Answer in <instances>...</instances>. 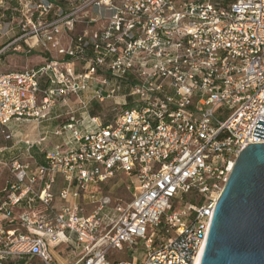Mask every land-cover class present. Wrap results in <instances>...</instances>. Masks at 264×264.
<instances>
[{"label": "built area", "instance_id": "1", "mask_svg": "<svg viewBox=\"0 0 264 264\" xmlns=\"http://www.w3.org/2000/svg\"><path fill=\"white\" fill-rule=\"evenodd\" d=\"M5 26L0 57L45 61L0 75V134L60 105L67 121L40 162H0V264H196L237 158L264 143V0H0ZM109 100L122 113L95 115ZM119 174L130 203L101 191Z\"/></svg>", "mask_w": 264, "mask_h": 264}, {"label": "water", "instance_id": "2", "mask_svg": "<svg viewBox=\"0 0 264 264\" xmlns=\"http://www.w3.org/2000/svg\"><path fill=\"white\" fill-rule=\"evenodd\" d=\"M255 129L264 140V121ZM230 175L200 264H264V143L244 149Z\"/></svg>", "mask_w": 264, "mask_h": 264}, {"label": "rangeland", "instance_id": "3", "mask_svg": "<svg viewBox=\"0 0 264 264\" xmlns=\"http://www.w3.org/2000/svg\"><path fill=\"white\" fill-rule=\"evenodd\" d=\"M8 16V14L6 15ZM5 25V24H4ZM8 26H5V30L0 31V46L1 44L6 43V41L9 38V30L7 29ZM45 59L42 55L40 54H33L30 56H25V55H14V54H6L5 56L0 57V75H7L9 73H15V72H22L25 68L30 67H36L38 64L44 63ZM69 104L74 107V109L79 107V104L77 103V100L75 98H72L69 101ZM102 108H100V110L96 109L94 114L95 115H101L102 117H108L109 119H115L118 115H120L122 113V110L119 109H115L114 110V103L113 101H104L101 104ZM58 113L56 115H64L65 111H62V107L58 106L57 107ZM67 112V111H66ZM80 113L79 115L77 114L76 117H80ZM52 118V115H51ZM61 118V117H60ZM58 120L55 121L56 124L59 123V125L61 126L62 123L66 122L67 120L62 117L61 119H55ZM52 121V120H51ZM54 122V121H53ZM53 122H49V121H45L43 124L41 125H37L36 123H26L20 127H17L16 132L21 133V135L24 136L27 135L30 139L31 142H37L39 139H37L38 137L36 135H38V132H40V130H42V126H47L49 127ZM36 125L38 126L39 129L36 128ZM53 129V127H52ZM37 130V131H36ZM48 130V128L46 129ZM51 138V137H49ZM48 143H50V139L49 141H47ZM46 142H43L39 147H34L33 149L30 150V154L31 156H29V152L26 151V147L24 146L23 143L20 142H16V141H12L9 140L8 142L5 140V137H3L2 134H0V149L2 148H6V150L4 151V153H2L0 155V161L2 163H7L10 164V162H7L5 157H3L2 155L4 154H8V153H13V155L10 156V158L12 157H16L23 161H39L40 159H42L43 157V153L48 149V144H45ZM25 147V148H24ZM22 148H24L23 150H21ZM21 150V151H20ZM9 156V155H8ZM7 157V155H6ZM10 158H8V160H10ZM3 165H0V167ZM101 191L102 193H104L105 195H109L112 198V201L115 200H122L124 201V203H130L133 199V194H132V190L130 188V180L124 175V174H119L117 175L115 178H113V180H111L109 183L102 185L101 187ZM80 250H73V249H67V253L65 254V256H63L64 258L68 259L69 261H72L74 259V256L76 254H79ZM137 255L144 259L145 255L143 254L142 249L139 250V252L137 253ZM111 256H114V260H131V255L130 253H127L126 251L124 252H112ZM19 264H42L39 260L37 259H32V260H21Z\"/></svg>", "mask_w": 264, "mask_h": 264}, {"label": "crops", "instance_id": "4", "mask_svg": "<svg viewBox=\"0 0 264 264\" xmlns=\"http://www.w3.org/2000/svg\"><path fill=\"white\" fill-rule=\"evenodd\" d=\"M60 107H62L61 105H60ZM58 111H60V110H58V108L56 107L55 109H54V111H53V113H52V121H49V122H53L49 127H47V126H42V130H40V132L39 131H37L38 132V135H36L38 138L37 139H40L41 137H47V141H49V139H50V143H48L47 141H46V143L45 144H48V147L47 148H52V147H54L55 145H57V144H62L63 142H64V140L66 139V138H64V137H58V136H55V135H53V133L55 132V130L58 128V126H59V123L58 124H56V122L55 121H57L58 122V120H55L56 119V117L57 116H59V115H56L57 113H58ZM63 112V109H62V111H61V113ZM26 123H31V122H24V124H26ZM24 124H21V125H18V126H16L13 130H14V139L12 140V141H18V142H20L21 143V141H23L25 138H28L29 139V137L27 136V135H25L24 136V138H23V136L21 135V133H19V132H16V130L18 129L17 127H20V126H22V125H24ZM52 127H53V129H52ZM17 128V129H16ZM36 128L37 129H39L38 128V126L36 125ZM48 128V130H46ZM49 137H51V138H49ZM6 140V139H5ZM7 141V140H6ZM8 142V141H7ZM25 148V147H24ZM24 148H22L21 150H23ZM1 150V153H0V155L2 154V153H4V151L6 150V148H2V149H0ZM20 150V151H21ZM6 155H7V157H6ZM9 155V156H8ZM11 155H13V153H8V154H3L2 156L3 157H5V158H7L6 159V161L7 162H10V161H12V160H15V159H18L17 158V156L16 157H12V158H10V156ZM8 158H10V160H8ZM1 162V161H0ZM0 173H2L3 175H2V178H1V181H0V183H1V185L3 186L5 183H6V181H7V179H8V177H9V174H8V171L7 170H5V168L4 167H0ZM16 212H18V213H21V210H20V208H18L17 209V211ZM61 249V248H60Z\"/></svg>", "mask_w": 264, "mask_h": 264}, {"label": "bare ground", "instance_id": "5", "mask_svg": "<svg viewBox=\"0 0 264 264\" xmlns=\"http://www.w3.org/2000/svg\"><path fill=\"white\" fill-rule=\"evenodd\" d=\"M233 166H234V165H233ZM203 251H204V250L201 251V255H200V257L197 259L196 264H200V263H201V259H202V256H203Z\"/></svg>", "mask_w": 264, "mask_h": 264}, {"label": "trees", "instance_id": "6", "mask_svg": "<svg viewBox=\"0 0 264 264\" xmlns=\"http://www.w3.org/2000/svg\"><path fill=\"white\" fill-rule=\"evenodd\" d=\"M41 160V159H40Z\"/></svg>", "mask_w": 264, "mask_h": 264}]
</instances>
